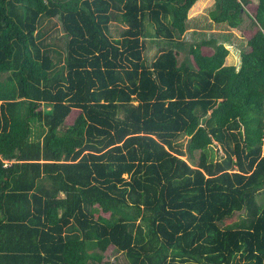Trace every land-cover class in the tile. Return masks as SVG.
<instances>
[{"label": "trees", "instance_id": "trees-1", "mask_svg": "<svg viewBox=\"0 0 264 264\" xmlns=\"http://www.w3.org/2000/svg\"><path fill=\"white\" fill-rule=\"evenodd\" d=\"M2 74L0 264H264V0H0Z\"/></svg>", "mask_w": 264, "mask_h": 264}, {"label": "rangeland", "instance_id": "rangeland-1", "mask_svg": "<svg viewBox=\"0 0 264 264\" xmlns=\"http://www.w3.org/2000/svg\"><path fill=\"white\" fill-rule=\"evenodd\" d=\"M211 8L203 9L199 12V14L188 20L187 23V29L185 31V34L182 36V42L181 46L179 48V60H187V49L190 43L200 41L203 39H211L214 38L216 40H219L220 42H224L229 50H231L230 56L227 57V59L232 62L233 60L236 59L238 52L241 51H248L249 47L246 45V40H247V35L245 36H240L239 33H232L231 30L227 27L225 23H214L209 16V11ZM53 22H55V26L50 27L47 30V35H55L59 36L60 38V43L65 41V36H63L61 26L59 22L55 19H52ZM50 26V25H49ZM127 25L122 22H111L110 23V31L111 34L114 37H118L120 35V32L126 28ZM250 18L243 13V20L242 23L239 26V29L241 30H246L250 28ZM248 33V32H247ZM249 35V34H248ZM63 37V39H62ZM62 39V40H61ZM146 50L144 54H147L148 58L153 59L155 57V53L157 51L155 46H152V43H146ZM205 52H210L211 50L207 48H202ZM235 52V53H234ZM5 74H2L0 78H4ZM78 114V110L74 109L71 111L69 116L67 117L65 123L70 124L72 123L73 119L75 116ZM40 131H37L36 133L39 134ZM188 136H181L178 139V142L180 143L182 149L186 150L187 146V141H188ZM213 150L215 153V158L216 159H221L223 157V153L220 150L218 145L213 146ZM198 152H195V159H197ZM187 157L184 156L183 158L185 159ZM257 199L260 203L264 204V192H260L257 195ZM237 219V217H236ZM235 220V217L232 218L231 221ZM106 256L113 261L115 256L117 255L116 250L112 247L109 246L108 249L105 252Z\"/></svg>", "mask_w": 264, "mask_h": 264}]
</instances>
